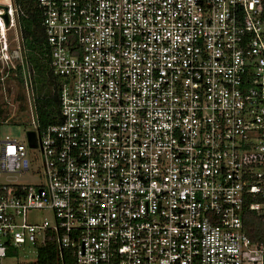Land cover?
Wrapping results in <instances>:
<instances>
[{"label": "built area", "instance_id": "2783aa9c", "mask_svg": "<svg viewBox=\"0 0 264 264\" xmlns=\"http://www.w3.org/2000/svg\"><path fill=\"white\" fill-rule=\"evenodd\" d=\"M34 1L59 104L40 125L26 81L11 111L23 13L0 0V127H33L0 139V261L53 241L76 264H264V0Z\"/></svg>", "mask_w": 264, "mask_h": 264}, {"label": "trees", "instance_id": "16d2710c", "mask_svg": "<svg viewBox=\"0 0 264 264\" xmlns=\"http://www.w3.org/2000/svg\"><path fill=\"white\" fill-rule=\"evenodd\" d=\"M23 13L18 19V31L22 63L16 62L15 68L5 67L2 73L12 78L24 89V82L30 81L33 92V107L39 124L46 126L55 123L58 111L60 87L48 67V45L45 41L41 23V12L34 0H14ZM22 100V96L17 97ZM20 111V110H19ZM5 111L0 102V121ZM247 235L252 241L264 244V225L254 213L248 211L244 216ZM35 260L26 264H76L72 250H58L53 241L35 247ZM19 250L8 248L5 258L18 255Z\"/></svg>", "mask_w": 264, "mask_h": 264}, {"label": "rangeland", "instance_id": "374dc122", "mask_svg": "<svg viewBox=\"0 0 264 264\" xmlns=\"http://www.w3.org/2000/svg\"><path fill=\"white\" fill-rule=\"evenodd\" d=\"M19 37V31L17 30H8L6 32V39L8 43V53L10 56L15 58V56L19 55L21 53V46H20V39L17 43L15 40V37ZM16 59L12 60V64L14 65L16 63ZM2 89L3 93L8 100L9 103L12 104L11 111H14V109L24 111L27 108V95L26 91L20 87L16 81H14L12 78H4L2 83ZM22 96V100H18L17 97ZM20 115V114H19ZM22 118H28L27 116L21 115ZM33 130V127L31 125H23V124H17V123H7L0 127V139H15L18 141H23L25 144H27V133H31ZM20 181H22L25 184H37L40 182V177L38 174L35 175H26L21 178H19ZM37 218L42 220L46 218L50 221L52 218L51 214L49 212H43L40 214H37ZM18 255L10 258H2L0 261V264H26L33 262L35 260V249H32L31 247L24 246L23 250L18 251Z\"/></svg>", "mask_w": 264, "mask_h": 264}, {"label": "water", "instance_id": "95a60500", "mask_svg": "<svg viewBox=\"0 0 264 264\" xmlns=\"http://www.w3.org/2000/svg\"><path fill=\"white\" fill-rule=\"evenodd\" d=\"M0 9H1V6H0ZM4 9V11H5V13L1 16L2 17V19H3V21H4V24L5 25H7L8 24V16H7V8L6 7H4L3 8ZM14 122H16V123H21L22 122V119H20V117L19 116H17L16 118H15V120H14Z\"/></svg>", "mask_w": 264, "mask_h": 264}, {"label": "bare ground", "instance_id": "6f19581e", "mask_svg": "<svg viewBox=\"0 0 264 264\" xmlns=\"http://www.w3.org/2000/svg\"><path fill=\"white\" fill-rule=\"evenodd\" d=\"M5 1V0H4ZM1 25H3V24H1Z\"/></svg>", "mask_w": 264, "mask_h": 264}]
</instances>
